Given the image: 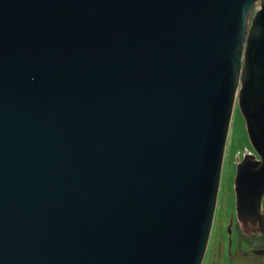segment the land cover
Listing matches in <instances>:
<instances>
[{
    "label": "water",
    "instance_id": "95a60500",
    "mask_svg": "<svg viewBox=\"0 0 264 264\" xmlns=\"http://www.w3.org/2000/svg\"><path fill=\"white\" fill-rule=\"evenodd\" d=\"M235 99L262 220L264 0H0V264H201Z\"/></svg>",
    "mask_w": 264,
    "mask_h": 264
},
{
    "label": "rangeland",
    "instance_id": "374dc122",
    "mask_svg": "<svg viewBox=\"0 0 264 264\" xmlns=\"http://www.w3.org/2000/svg\"><path fill=\"white\" fill-rule=\"evenodd\" d=\"M258 8L259 5L256 3L254 5V8L249 11V15L243 32L244 39L248 33L251 19ZM244 154H251L253 158H258L248 140L245 122L238 109L237 100L235 99L226 136L211 231L201 264H229L227 255V228L230 219L232 220L231 238L233 239V243H235V240H239L238 248H241V250H246L249 241L253 237H258L259 239L264 241V233H261L259 231H257L256 233L243 232L241 224L236 219V216L234 214V177L236 174V166L243 159ZM260 214L263 215L264 220V195L260 203ZM256 246L263 247V245L260 244ZM240 260L241 262L243 261L241 258ZM258 260V263L260 264L264 262V258H258ZM241 262L238 261V264H242Z\"/></svg>",
    "mask_w": 264,
    "mask_h": 264
},
{
    "label": "flooded vegetation",
    "instance_id": "af4514ba",
    "mask_svg": "<svg viewBox=\"0 0 264 264\" xmlns=\"http://www.w3.org/2000/svg\"><path fill=\"white\" fill-rule=\"evenodd\" d=\"M234 214L236 219L240 222L242 231H249L250 233H256V226H260L261 232L264 231V220L260 219L259 216H255L252 211L245 210L239 216L236 212V207L234 205ZM262 216V215H261ZM232 220L230 219L229 225L227 228L228 234V260L229 264H238V261L241 262L240 258L243 260L241 263L243 264H260L258 263V258H264V241L259 239L258 237H253L249 244L247 245L246 250H241L238 248L239 240H235L233 243L232 237ZM259 233V232H258ZM263 245V247L256 245ZM214 264V263H212ZM261 264H264L262 262Z\"/></svg>",
    "mask_w": 264,
    "mask_h": 264
}]
</instances>
